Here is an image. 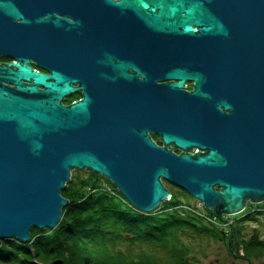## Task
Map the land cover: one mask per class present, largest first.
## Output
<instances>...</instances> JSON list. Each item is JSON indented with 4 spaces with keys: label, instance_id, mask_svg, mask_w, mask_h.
Instances as JSON below:
<instances>
[{
    "label": "water",
    "instance_id": "water-1",
    "mask_svg": "<svg viewBox=\"0 0 264 264\" xmlns=\"http://www.w3.org/2000/svg\"><path fill=\"white\" fill-rule=\"evenodd\" d=\"M0 57V247L59 225L73 170L144 214L163 180L221 220L264 202V0H0Z\"/></svg>",
    "mask_w": 264,
    "mask_h": 264
},
{
    "label": "trees",
    "instance_id": "trees-1",
    "mask_svg": "<svg viewBox=\"0 0 264 264\" xmlns=\"http://www.w3.org/2000/svg\"><path fill=\"white\" fill-rule=\"evenodd\" d=\"M62 195L68 206L59 225L53 230L32 229L26 244L4 240L0 264H52L57 260L64 264H189L196 258H187L191 247L182 241L195 236L225 243L234 255L242 250L250 262L264 258L260 230L246 234L240 225L262 216L259 212L227 221L225 226L216 214L203 207L190 210L185 207L189 204L172 195L157 213L144 214L99 175L72 181Z\"/></svg>",
    "mask_w": 264,
    "mask_h": 264
},
{
    "label": "rangeland",
    "instance_id": "rangeland-1",
    "mask_svg": "<svg viewBox=\"0 0 264 264\" xmlns=\"http://www.w3.org/2000/svg\"><path fill=\"white\" fill-rule=\"evenodd\" d=\"M189 84V83H188ZM76 99V97H72V100ZM176 153H181L180 151H176ZM96 174L90 170H73L72 171V176L71 180L67 183H71L72 181H78L80 179H86L88 180L89 178H95L97 177ZM101 176V175H99ZM102 180V179H101ZM163 184L165 187L171 192L172 195H174L175 198H180V200L183 202V204H189L187 207L190 210L198 211L200 210L199 208L204 207V205L199 202L198 200L192 198L187 192L184 190L172 185L171 183L163 180ZM116 188V187H115ZM117 190V188H116ZM118 191V190H117ZM63 192V190H62ZM61 192V193H62ZM119 192V191H118ZM186 195H185V193ZM63 196V195H62ZM166 203V202H164ZM252 204H248V209L240 213L238 215H222L220 219V216L217 215V217L223 221V220H236L239 218H242L243 214H246L247 211L250 212V210H253V207H251ZM255 208V207H254ZM256 211V209L253 210V212ZM256 218V216H255ZM226 226V224H224ZM240 225H243V230L245 231L246 234H249L252 232L254 228H257L260 230V233H262V236L264 237V218L263 216L257 217V219L252 220L250 222H241ZM244 234V235H246ZM248 237V235H246ZM182 243H185L186 245H189L191 247L190 251H186V256L187 258H192L191 256H195L196 259H192L191 261L189 260V264H264V258L260 260H253L252 262L248 261L244 255L242 250H240L239 255H234L232 253V250L228 247L227 244L222 243V242H217L213 238H199L195 236L192 240H183ZM185 245V246H186ZM192 250V253H191Z\"/></svg>",
    "mask_w": 264,
    "mask_h": 264
},
{
    "label": "flooded vegetation",
    "instance_id": "flooded-vegetation-1",
    "mask_svg": "<svg viewBox=\"0 0 264 264\" xmlns=\"http://www.w3.org/2000/svg\"><path fill=\"white\" fill-rule=\"evenodd\" d=\"M11 61H12L11 58H8V57H0V63L3 64V65H6L7 63H9V62H11ZM31 66H32V68H33L34 70H36V71L46 72L44 69L38 67V66L36 65V63H33V62H32ZM187 86H188V89H191V88H192V85H191V84H187ZM82 95H83V92H82V91H79V92H77V93H73V94H71L70 96H68V97L65 99V101H64V105L69 106V105H71V104H73V103H75V102L81 100L82 97H83ZM72 97H76V99L72 100ZM150 136L152 137V139H153L157 144L162 145V143H161V141H160V139H159L158 136H156V135H154V134H150ZM178 154H180V153H178Z\"/></svg>",
    "mask_w": 264,
    "mask_h": 264
},
{
    "label": "built area",
    "instance_id": "built-area-1",
    "mask_svg": "<svg viewBox=\"0 0 264 264\" xmlns=\"http://www.w3.org/2000/svg\"><path fill=\"white\" fill-rule=\"evenodd\" d=\"M261 211H263V212H264V207H262V208H261Z\"/></svg>",
    "mask_w": 264,
    "mask_h": 264
}]
</instances>
